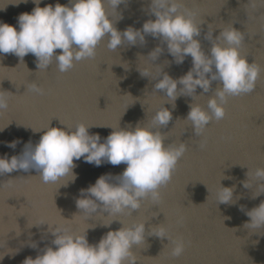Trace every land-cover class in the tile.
Segmentation results:
<instances>
[{"label": "water", "instance_id": "1", "mask_svg": "<svg viewBox=\"0 0 264 264\" xmlns=\"http://www.w3.org/2000/svg\"><path fill=\"white\" fill-rule=\"evenodd\" d=\"M17 2L0 0V23L19 31L18 16L30 14L37 5L32 0ZM57 3L71 7L69 0H41L39 7ZM178 3L181 13L192 14L200 30L194 39L205 54L212 43H220L215 41L220 31L232 27L244 37L238 48L240 56L260 69L254 92L228 97L225 118L213 120L199 136L185 120L189 104L207 111L208 99L215 95L219 82H212L203 95L198 87V96H179L175 108L167 104L171 102L165 94L154 91L155 83L165 73L173 79L185 75L192 59L186 56L183 63H174L159 38L144 35V43L139 39L135 45L124 43L115 52L108 50L106 40L101 41L93 59L77 62L64 73L57 70L54 59L47 70L38 71L32 54L26 55L23 63L13 54H0V92L8 100L7 109L0 110V129L4 128L0 131V158L22 155L28 144L35 147L48 126L66 131L80 124L94 126L88 129L89 135L98 134L103 143L113 130H132L139 123L164 135L165 146H187L171 180L159 189L160 200H142L132 215H89L79 212L75 204L79 190L94 184L101 175L108 174V182L117 184L124 163L113 166L103 162L96 167L83 158L74 159L75 181L68 175L56 184L42 183L35 170L0 176V264H23L48 247L55 250L50 231L57 227L75 235L86 231L88 243L95 245L108 231L122 226L115 221L103 226L111 219L125 227L145 223L144 242L131 249L136 264H264V228L244 226L249 221L245 213L264 201V193L253 198L261 190L254 173L264 169V0ZM150 6L151 0H126L114 11L105 0L109 19L121 33L129 26L142 29L146 21L155 20ZM157 47L162 51L153 61L148 56ZM60 52L55 50L57 55ZM145 71L147 77L140 74ZM33 83L43 95L29 90ZM162 107L171 112L172 120L158 128L153 116ZM12 141H18L15 148L5 145ZM247 171L250 189L243 187ZM219 181L221 187L234 188V203H217ZM159 228L169 240L153 235ZM178 240H183L185 249L174 257L172 249Z\"/></svg>", "mask_w": 264, "mask_h": 264}, {"label": "clouds", "instance_id": "2", "mask_svg": "<svg viewBox=\"0 0 264 264\" xmlns=\"http://www.w3.org/2000/svg\"><path fill=\"white\" fill-rule=\"evenodd\" d=\"M21 2L27 3L28 0H18L17 3ZM32 2L37 5L32 12L22 13L17 18L19 31L0 23V54H13L22 63L26 55L32 54L38 71L47 70L54 59L57 70L64 73L77 62L93 59L101 41L106 40L108 50L115 52L124 43L135 45L138 39L144 43V35L159 38L167 45L174 63H183L186 56L192 59V67L185 75L173 79L165 73L155 83L154 91L163 92L166 100L171 102L167 104L175 108L179 96H198L195 94L198 87L202 90L200 95H203L210 91L212 82H219L215 95L208 99L207 111L199 105L189 104L185 120L191 123L196 136L202 135L213 120L225 118L224 105L228 97L251 94L255 90L260 69L240 56L238 48L244 39L242 33L232 27L220 31L215 38L220 43L211 42L209 53L205 54L199 41L194 39L200 35L199 28L190 12L179 11L178 0H151L150 12L155 20L146 21L142 29L129 26L122 33L109 19L111 16L105 10V0H69L71 7L57 3L42 8L39 7L41 0ZM125 2L107 0L114 11ZM57 49L61 50L58 55L55 53ZM161 51L157 47L148 57L154 61ZM140 74L147 77L146 71ZM178 85L181 86L179 90ZM29 90L43 95V90L34 83L29 85ZM7 107V97L0 92V110ZM171 120V112L165 107L153 116V124L158 128L166 127ZM138 125L132 130H113L103 143H100L98 134L89 135L88 129L94 126L80 124L67 131L48 126L35 147L28 144L20 156L0 158V176L17 170H35L42 183L56 184L68 175H71V181H75L73 169L77 165L73 163L74 159L83 158L84 162L96 167L103 162L113 166L124 163L126 168L116 177L117 184L108 182V174L101 175L94 184L79 190L75 204L79 212L89 215L97 212L107 213L110 217L125 212L132 215L140 209L142 200L149 197L153 202L160 200L159 189L171 180L179 159L187 150L184 143L165 146L164 135L159 131ZM17 142H5V145L15 148ZM245 175L247 179L243 187L250 189L249 172ZM254 177L260 182L258 187L261 190L253 198L264 193V183H261L264 182V169H256ZM233 191L234 188L220 186L217 203H234ZM245 214L249 221L244 226L264 228V201ZM114 221L122 226L108 231L95 245L88 243L86 231L83 235H75L66 229L53 228L50 232L55 237L52 241L55 250L48 247L35 259L26 258L23 264H136L131 249L144 242L145 223L125 227L118 219H111L103 226H110ZM153 235L169 240L163 228ZM174 243L172 255L179 257L185 244L183 240ZM31 246L36 247L35 244Z\"/></svg>", "mask_w": 264, "mask_h": 264}]
</instances>
